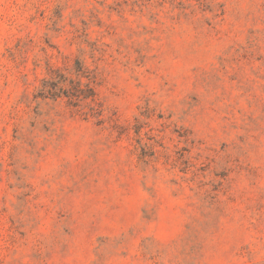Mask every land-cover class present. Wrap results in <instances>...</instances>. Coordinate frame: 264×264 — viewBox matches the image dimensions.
<instances>
[{"label":"rangeland","instance_id":"1","mask_svg":"<svg viewBox=\"0 0 264 264\" xmlns=\"http://www.w3.org/2000/svg\"><path fill=\"white\" fill-rule=\"evenodd\" d=\"M0 264H264V0H0Z\"/></svg>","mask_w":264,"mask_h":264},{"label":"trees","instance_id":"2","mask_svg":"<svg viewBox=\"0 0 264 264\" xmlns=\"http://www.w3.org/2000/svg\"><path fill=\"white\" fill-rule=\"evenodd\" d=\"M58 78L54 77L50 80L44 81L43 88L41 89V93L39 94L44 98L50 99H57L64 95L66 98H69L71 101H75L77 103L80 98H89L88 96L82 97L83 90L81 89L80 85H74L73 82H70L72 87L71 89L67 90L62 86L67 79H63L64 77L62 76Z\"/></svg>","mask_w":264,"mask_h":264}]
</instances>
